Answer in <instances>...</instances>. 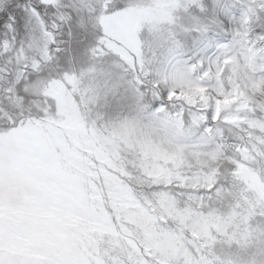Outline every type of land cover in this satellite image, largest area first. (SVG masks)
Returning <instances> with one entry per match:
<instances>
[{
	"label": "snow or ice",
	"instance_id": "6c2138e0",
	"mask_svg": "<svg viewBox=\"0 0 264 264\" xmlns=\"http://www.w3.org/2000/svg\"><path fill=\"white\" fill-rule=\"evenodd\" d=\"M0 264H264V0H0Z\"/></svg>",
	"mask_w": 264,
	"mask_h": 264
}]
</instances>
